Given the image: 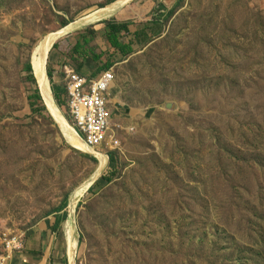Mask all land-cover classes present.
<instances>
[{"label": "rangeland", "instance_id": "obj_1", "mask_svg": "<svg viewBox=\"0 0 264 264\" xmlns=\"http://www.w3.org/2000/svg\"><path fill=\"white\" fill-rule=\"evenodd\" d=\"M112 1L0 0V255L19 236L42 264H264V0H131L104 19ZM125 23L147 34L129 56L108 40ZM67 33L49 53L53 102L66 66L91 76L111 62L117 92L114 138L96 149L107 164L77 203L101 163L29 100L44 105L34 50Z\"/></svg>", "mask_w": 264, "mask_h": 264}, {"label": "built area", "instance_id": "obj_2", "mask_svg": "<svg viewBox=\"0 0 264 264\" xmlns=\"http://www.w3.org/2000/svg\"><path fill=\"white\" fill-rule=\"evenodd\" d=\"M112 70L97 76H86L69 66L65 68L66 105L73 118L74 128L87 146L97 150L107 143L114 126V102L110 93L115 84ZM113 143L119 146L118 140L113 139ZM24 248L21 237L10 238L5 242V254L0 255V264H10L13 255Z\"/></svg>", "mask_w": 264, "mask_h": 264}, {"label": "bare ground", "instance_id": "obj_3", "mask_svg": "<svg viewBox=\"0 0 264 264\" xmlns=\"http://www.w3.org/2000/svg\"><path fill=\"white\" fill-rule=\"evenodd\" d=\"M130 1L131 0H119L118 3H116V4L114 3L111 6H107V8L101 10V14H102L101 17H104L105 14H107L104 17V19L108 18L110 15H113L114 13L117 12L118 9H116V8L118 7V5L123 4V6H125V3L130 2ZM93 17H95V15ZM100 20H103V19H99V18H95V19L91 18L90 19L89 18V19L83 21L82 26L83 25L85 26V25L93 23V22H98ZM76 29H77V27L73 28V29H69V30L65 31V33L66 32L73 33L72 31L76 30ZM71 33H67V34L61 35V36H59V34H57V35L52 34L49 37H46L43 41L40 42V44L34 50L32 56H31V65H32L34 76L36 77L37 82H38V86L40 88L39 90L41 91L42 99H43L45 105L47 106V109L49 112H50V110L48 108L47 102L50 104L52 113L54 114V116L59 121L60 126L64 132L67 143L71 147H73V148H75L81 152L92 154L101 163V167L97 171V176L90 183L86 184L83 188H79L76 191L74 200H75V203H77L78 199L86 192V190H88V188L90 186L93 185V181H95V179H97L101 175V172L105 168L108 159L106 157H104L102 154H100L99 151H96V149H93V148H90L89 146H87V144L80 138L78 133L75 131L76 129H73L72 126L67 124L65 118L62 116V114L58 110L59 106L57 105L55 99H54L55 103L52 100L53 99L52 89L50 86L51 84L49 83L50 82L49 76L47 74L48 54L51 51L54 43L58 39H60L64 36H67ZM111 74L114 75L113 71H111ZM44 95H45L46 99H45ZM46 100H47V102H46ZM55 104L58 106V108ZM73 229L74 228L72 227V224L69 222V227H68V231H67V243H68V250H69V256H70L71 261H73L72 251H73V249H75L77 247V242H76L74 235H73V232H74Z\"/></svg>", "mask_w": 264, "mask_h": 264}, {"label": "trees", "instance_id": "obj_4", "mask_svg": "<svg viewBox=\"0 0 264 264\" xmlns=\"http://www.w3.org/2000/svg\"><path fill=\"white\" fill-rule=\"evenodd\" d=\"M131 26H132V24L125 23V24L122 25V28L120 29L121 32L126 31L128 33V35H129V37H131L133 39L131 42H129V44L125 45V44L120 42V38H118V36H117V33H119L120 30H114L113 32L108 34V40H109L112 48H114L116 50V52H121L123 56L131 55L135 51V47H134L135 44L139 43L140 42L139 40L141 38H145L147 36L146 32H144V31H139L138 30V31L132 32L131 29H130ZM89 42H90V40L86 38L85 43L88 44ZM31 66L29 67V71L30 72H32ZM112 66H113V64L111 62H109L104 68L99 69L98 72L94 73L91 76H97L98 74H100V73H102V72H104L106 70L111 69ZM48 75L50 77H52V72H48ZM64 95H65V97H64ZM36 97L37 96H32V97L29 98L30 107H31V110H32L33 113H38L40 111H44L47 108L45 103H44L43 106L37 107L36 102H35V99H37ZM57 103H58V105H60L62 107L64 105H66V89H63V96L57 98ZM116 164H117V159L115 158L114 155H112L111 156V165L112 166H111L109 172L103 175V177L101 178V181L99 183H101L102 185H107V184H110V183L113 182V180L117 176V166H116ZM67 206H68V199L66 198L65 201L63 202V204L60 207H58L55 210V212H54V214L56 215L55 217L57 218V220L60 219L59 218V214L62 213L63 211H65V208ZM62 219H64V217ZM57 229H58L57 224H54L52 226V230L55 232V231H57Z\"/></svg>", "mask_w": 264, "mask_h": 264}, {"label": "crops", "instance_id": "obj_5", "mask_svg": "<svg viewBox=\"0 0 264 264\" xmlns=\"http://www.w3.org/2000/svg\"><path fill=\"white\" fill-rule=\"evenodd\" d=\"M114 2H116V0L112 1V3H114ZM110 4H111V2H110ZM120 42H121V39H120ZM121 43L126 45V43H124V42H121ZM114 88H115V86H114ZM116 95H117V92L115 93V95H113V94L111 95L113 102H115V99L117 98ZM70 212H71V217H72V209L70 210ZM51 220H52V218L47 219L44 223L39 224L33 230H35L37 233H46V230L49 228V224H50ZM70 223L72 224V221H70ZM45 256H48V254L44 255V257ZM42 263H43V259H42L41 255L39 253H37L34 249L27 250L25 252L22 251L20 253H16L15 255H13L12 260L10 261V264H42Z\"/></svg>", "mask_w": 264, "mask_h": 264}, {"label": "water", "instance_id": "obj_6", "mask_svg": "<svg viewBox=\"0 0 264 264\" xmlns=\"http://www.w3.org/2000/svg\"><path fill=\"white\" fill-rule=\"evenodd\" d=\"M50 53V52H49ZM48 58H49V54H48ZM47 63H48V59H47ZM38 83V82H37ZM39 87V86H38ZM40 89V88H39ZM40 93H41V91H40ZM91 188V186L89 187V189Z\"/></svg>", "mask_w": 264, "mask_h": 264}]
</instances>
